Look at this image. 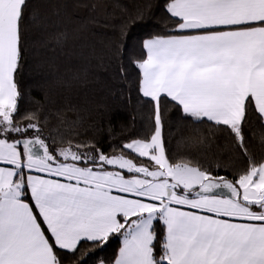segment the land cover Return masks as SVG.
<instances>
[{
	"label": "snow or ice",
	"instance_id": "6c2138e0",
	"mask_svg": "<svg viewBox=\"0 0 264 264\" xmlns=\"http://www.w3.org/2000/svg\"><path fill=\"white\" fill-rule=\"evenodd\" d=\"M0 264H264V0H0Z\"/></svg>",
	"mask_w": 264,
	"mask_h": 264
},
{
	"label": "trees",
	"instance_id": "16d2710c",
	"mask_svg": "<svg viewBox=\"0 0 264 264\" xmlns=\"http://www.w3.org/2000/svg\"><path fill=\"white\" fill-rule=\"evenodd\" d=\"M129 71H130V73H132V78L135 79V73H134V71H133L132 69H129ZM25 83H26V84L28 83L27 78H26V80H25Z\"/></svg>",
	"mask_w": 264,
	"mask_h": 264
}]
</instances>
